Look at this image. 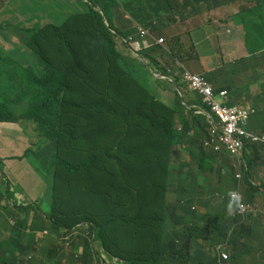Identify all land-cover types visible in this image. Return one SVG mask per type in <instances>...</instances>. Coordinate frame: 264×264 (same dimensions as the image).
Listing matches in <instances>:
<instances>
[{"label":"clouds","instance_id":"obj_1","mask_svg":"<svg viewBox=\"0 0 264 264\" xmlns=\"http://www.w3.org/2000/svg\"><path fill=\"white\" fill-rule=\"evenodd\" d=\"M119 1L130 6L136 0ZM167 1L173 9L167 20L172 21V16H177V26H188L184 30H177L182 35L180 41L185 44L181 59L177 58V50L171 52L167 48L165 32L158 19L150 20L156 28L145 26L149 23L142 26L133 21L123 8L114 3V7H110V0L109 3L105 0H85V4L92 6L86 14L84 28L80 26L77 30L68 20L58 26L48 24L28 29L25 37L31 39L34 30L48 26L65 27L63 35L54 31L48 37L46 35L45 43L54 59L60 60L59 64L65 72L79 74L87 63L85 48L94 47V44H87L86 24L96 22L92 14L98 11L103 23L109 27L103 10L105 7L112 12L111 23L116 28L121 29L122 24L131 31L135 28L127 39L121 38L126 52L140 57L144 52L155 54L164 51L165 54H158L156 60H159L162 68H166L168 75L151 68L153 76L161 83L153 91L150 109L160 120L172 118L178 130H181L185 122L179 118L177 104L187 109L194 108L192 116L199 118L189 125L191 129L187 136L197 135L198 140L191 142L187 139V144L183 140V145L174 142L170 154L155 160L136 157L120 168L119 182L132 193L151 190L166 201L177 199L175 227L167 229L166 241L159 243L160 249L151 264H206L195 256L189 246H196L199 250L212 249L218 264H242L237 259L241 254L253 264H264V112L260 116V125L253 126L251 120L256 113L255 105L260 108V113L264 110V28L250 26L247 22L249 17L261 12L264 0ZM64 8L66 11L72 10L68 1ZM233 20L246 28L247 38L238 41V49H234L232 44ZM203 29L210 32L211 46L203 47L197 42ZM4 31L9 35H20L19 42L23 43L22 30L0 24V34ZM129 32L126 31V34ZM223 33L231 38L217 48L215 36ZM67 35L71 36L73 47L66 41ZM53 37H57L58 41L53 42ZM39 40L42 41V38ZM65 49L69 50L66 55ZM0 55L6 61L20 64L23 71L36 73L38 53L35 60L37 65L33 70L25 69L28 58L5 59L1 48ZM237 61L240 62L232 68V72L226 69L227 65ZM17 84V79L4 77L1 90H16ZM230 84L235 87L236 95L229 92ZM195 97L201 100L206 109L196 104ZM229 102H234V105ZM17 110L16 120L0 124L15 125V128L27 134L31 130L33 137L21 154L7 158L0 156L6 162L5 168H0V190L7 192L5 195L0 193V244L12 240L6 221L9 219L13 224L18 218L11 216L14 208L8 207L6 200L11 204L17 202L23 205L48 203L50 177L58 168L55 156L67 146L61 127L48 115L40 113L45 124L31 119L26 120L28 126H21L17 122L24 119V114ZM79 110H82L80 104H73L70 108L73 113ZM189 117L186 116L187 119ZM72 120H75L74 115ZM81 127L85 129L82 133L85 136L89 130L88 123H83ZM117 138V131L108 133V144L114 145L119 141ZM250 143L255 144L256 148L250 149ZM37 148L39 151H30ZM188 193L194 201L191 211L195 215L192 220H182L180 218L185 214V209L180 203L188 196H179ZM179 209L182 210L180 214ZM230 217L236 220L232 221ZM206 218L213 221L208 222L201 235ZM31 220L32 217L28 224ZM32 234L36 244L19 251L14 264H83L84 249L75 232L64 228L45 229ZM65 239L69 246L67 255L60 243ZM24 242H27V238ZM94 248L101 252V257L108 259L98 242H94ZM93 262L96 263L95 259Z\"/></svg>","mask_w":264,"mask_h":264},{"label":"trees","instance_id":"obj_2","mask_svg":"<svg viewBox=\"0 0 264 264\" xmlns=\"http://www.w3.org/2000/svg\"><path fill=\"white\" fill-rule=\"evenodd\" d=\"M110 1L123 8L133 21L142 26L149 23L145 26L151 28H156L150 20H156L154 14L157 9L163 6L169 12L168 16L173 11L167 0H136L130 6L123 1ZM105 2L109 3V0ZM103 10L109 27L103 23L100 12L93 11L92 17L96 22L86 24L85 32L87 44H94V47L85 48L87 63L79 74L65 72L59 64L60 60L54 59L45 43L46 35L48 37L53 31L63 35L65 27L36 29L31 39L25 37L28 30H22L21 40L28 47L33 48V42L37 40L33 50L39 55L38 63L42 61L50 72V83L40 84L33 99L26 103V112H23V107L20 110L25 120L35 119L43 124L45 120L40 113L48 115L61 127L67 146L55 156L58 168L50 177L48 203L23 205L17 202L11 204L6 200V205L14 208L11 216L18 218L13 224L9 219L6 221L12 240L0 244V264H14L19 251L26 246H34L36 241L33 232L64 228L75 232L81 239L83 264H151L160 249L159 243L166 241L167 229L175 227L177 199L166 201L151 190L132 193L119 182V171L121 166L136 157L155 160L172 153L174 142L183 145V140L186 144L187 139L197 141V135L187 134L191 129L189 125L199 117L192 116L194 108L187 109L177 104L179 118L185 122L178 130L172 118L160 120L153 114L150 109L153 91L161 80L153 76L151 68L168 75L166 68H162L159 60H156L158 54L163 55L165 52H144L140 57L126 52L121 38L127 39L135 32V28L131 31L125 24H122L121 29L116 28L111 23L112 12L105 7ZM158 20L165 32L167 48L171 52L177 50V58L181 59L185 44L180 41L182 35L177 33L174 21ZM184 22L188 24L187 20ZM247 22L250 26L264 28V8L257 15L249 17ZM232 30V44L234 49H238V41L247 38L246 28L233 20ZM126 31L130 32L126 34ZM215 38L218 48L231 36L223 33ZM239 62L227 65L226 69L232 72ZM34 73L21 70L20 64L6 61L0 55V122L16 120L18 90L30 82ZM4 77L18 80L16 90H1ZM228 90L237 94L231 84ZM195 98L196 104L206 109L201 100ZM73 104H80L82 110L71 112ZM187 104L191 105L190 102ZM229 104L234 105V102ZM254 108L256 113L251 120L253 126H257L261 124L260 116L264 110L260 113L258 105ZM72 115L75 120H72ZM85 122L89 130L83 136L85 129L81 126ZM115 131L118 132L119 141L109 145L108 133L113 134ZM249 147L253 150L256 145L250 143ZM0 193L5 195L7 192L0 190ZM182 196L188 197L180 203L185 209L180 219L192 220L195 212L191 211V205L194 201L190 193L179 197ZM30 217L32 220L28 224ZM229 219L236 220L235 217ZM212 221L205 219L201 235L208 222ZM94 242L99 243L108 259L101 257V252L95 250ZM189 248L201 262L218 264L212 249ZM88 256L90 259H87ZM237 259L242 264H253L244 254Z\"/></svg>","mask_w":264,"mask_h":264},{"label":"crops","instance_id":"obj_3","mask_svg":"<svg viewBox=\"0 0 264 264\" xmlns=\"http://www.w3.org/2000/svg\"><path fill=\"white\" fill-rule=\"evenodd\" d=\"M70 3L72 10L64 8L66 2ZM116 13V9H113ZM86 11L84 1L71 0H0V24L10 25L19 30H28L45 25H61L68 20L74 28H84L85 19H68L74 12ZM16 12V13H14ZM84 30V29H83ZM18 34H0V48L5 59L25 60V69L33 70L37 63V53L19 42ZM23 48L29 49L24 53ZM32 62V63H31ZM15 125L0 124V156L10 157L21 154L31 143L32 131L24 133L15 128Z\"/></svg>","mask_w":264,"mask_h":264},{"label":"rangeland","instance_id":"obj_4","mask_svg":"<svg viewBox=\"0 0 264 264\" xmlns=\"http://www.w3.org/2000/svg\"><path fill=\"white\" fill-rule=\"evenodd\" d=\"M85 6H87L89 8L88 11H80V12L76 11L73 14H71L68 19H86V14L89 13L92 4H85ZM110 7H114V4L111 3ZM14 13H16V12H14ZM168 14H169V12L163 6H161L159 9H157L156 13L154 14V18L165 20V19H167ZM171 14H172V12H171ZM172 18L174 20V23L176 24L177 30L181 31V30H184L188 27L185 24H179L177 26V16H172ZM56 41H58L57 37H53V42H56ZM66 41L69 42L71 44V46L73 47V42H72L70 35H67ZM197 42L200 46H203V47L211 46L212 41H211L210 32L206 29H203L199 34ZM68 51L69 50L65 49V55L67 54ZM23 52L27 53V52H29V49L23 48ZM44 82L50 83V72L45 68V64L42 61H39L38 66L36 68V73H34L30 77V82L20 86V89L18 90L19 98L16 101L19 103V106L17 107V109H21L23 107L24 108L23 112H26L25 103H27L33 99L37 90L39 89L40 84H42ZM180 83L182 84L181 81H180ZM17 124H19L21 126L22 125L28 126L29 122L24 120V119H21L17 122ZM5 164H6V162L3 159H0V168L4 169ZM45 195H46V192H45ZM178 213L179 214L182 213V210L179 209ZM66 241H67L66 239L61 240L60 243L63 245V248H64L65 253L67 255L69 246L67 245ZM45 242L48 244V241H45ZM50 245H52V244H50Z\"/></svg>","mask_w":264,"mask_h":264}]
</instances>
